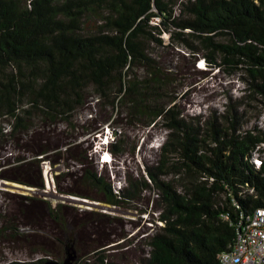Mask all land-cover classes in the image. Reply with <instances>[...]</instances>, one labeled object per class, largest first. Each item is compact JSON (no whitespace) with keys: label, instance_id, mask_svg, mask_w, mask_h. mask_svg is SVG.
Masks as SVG:
<instances>
[{"label":"trees","instance_id":"16d2710c","mask_svg":"<svg viewBox=\"0 0 264 264\" xmlns=\"http://www.w3.org/2000/svg\"><path fill=\"white\" fill-rule=\"evenodd\" d=\"M147 39L183 46L229 73L242 71L248 92L240 105L246 109L238 110L235 101L204 123L187 120L171 105L175 98L164 102L170 83ZM92 100L127 108L128 117L148 126L163 122L171 131L147 177H129L128 186L116 191L104 175L87 169L82 177L70 176L75 184L63 192L80 194L83 179L119 204L154 187L163 225L150 238L143 264H222L242 216L264 207V123L250 125L249 113L253 105L264 111V0H0V119L11 121L12 133L28 136L69 122ZM114 134L112 152L121 149L119 132ZM73 143H66L67 153L84 164L89 149L74 155ZM173 155L175 171L184 174L179 184L165 178ZM9 179L44 185L43 177ZM102 250L81 264H119Z\"/></svg>","mask_w":264,"mask_h":264},{"label":"rangeland","instance_id":"374dc122","mask_svg":"<svg viewBox=\"0 0 264 264\" xmlns=\"http://www.w3.org/2000/svg\"><path fill=\"white\" fill-rule=\"evenodd\" d=\"M159 20L154 18L152 23ZM91 23L95 25L94 20ZM163 37L167 44L171 42L169 32ZM147 42L163 68V78L170 83L164 102L175 98L171 105L176 104L187 120L204 123L209 117L224 115L235 101L238 110L246 109L240 105L248 92L242 71L229 73L212 67L183 46L158 45L153 39ZM135 71L139 75L145 72L141 68ZM96 101L82 106L69 122L43 126L28 136L19 131L13 134L11 121L0 119V264L42 258L60 262L70 258L71 264H81L102 249L119 264H143L149 256L148 242L163 225L154 187L119 204L109 203L102 190L83 179L78 187L81 195L63 190H70L75 184L71 177H82L87 169L104 175L116 191L128 186L129 177H147V168L158 164L171 130L163 122L145 125L128 117L127 108L114 109ZM262 108H248L253 118L250 125L264 123ZM114 130L121 139V149L116 152L109 147L116 136ZM69 141L76 144L74 155L89 149L84 164L79 155L73 159L67 153ZM39 147L51 148L38 155ZM177 160L175 155L170 157L165 178L179 184L184 174L175 171ZM9 177L29 183L43 177L44 185Z\"/></svg>","mask_w":264,"mask_h":264},{"label":"built area","instance_id":"2783aa9c","mask_svg":"<svg viewBox=\"0 0 264 264\" xmlns=\"http://www.w3.org/2000/svg\"><path fill=\"white\" fill-rule=\"evenodd\" d=\"M256 161L263 163L259 157ZM242 217L236 242L230 251L221 254V263L264 264V207Z\"/></svg>","mask_w":264,"mask_h":264},{"label":"water","instance_id":"95a60500","mask_svg":"<svg viewBox=\"0 0 264 264\" xmlns=\"http://www.w3.org/2000/svg\"><path fill=\"white\" fill-rule=\"evenodd\" d=\"M71 263H72V261L70 260V258H67V259H65L64 262H60V261H57L55 259H48L41 264H71Z\"/></svg>","mask_w":264,"mask_h":264}]
</instances>
